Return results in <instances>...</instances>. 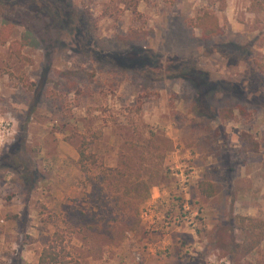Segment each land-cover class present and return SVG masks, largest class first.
Listing matches in <instances>:
<instances>
[{
  "label": "rangeland",
  "instance_id": "1",
  "mask_svg": "<svg viewBox=\"0 0 264 264\" xmlns=\"http://www.w3.org/2000/svg\"><path fill=\"white\" fill-rule=\"evenodd\" d=\"M62 3L70 12L0 0V264H39L58 229L69 264H264V229L242 219L264 221V81L245 60L264 54V0ZM206 9L224 29L215 42L249 54L225 56L200 38L192 19ZM131 30L145 38L121 39ZM185 62L227 82L214 95L235 108L222 125L195 115V87L173 75ZM80 147L97 161L83 168ZM125 156L129 195L102 182ZM76 208H110L118 239L80 230Z\"/></svg>",
  "mask_w": 264,
  "mask_h": 264
},
{
  "label": "trees",
  "instance_id": "2",
  "mask_svg": "<svg viewBox=\"0 0 264 264\" xmlns=\"http://www.w3.org/2000/svg\"><path fill=\"white\" fill-rule=\"evenodd\" d=\"M52 2L58 4V6H60L65 12H70L68 7L64 5V3H62L63 0H52ZM252 7V9L255 11L262 8L261 5L256 2L253 3ZM192 20H194V26L202 30V35L200 38L212 44L216 43V45L220 48L219 52L221 54L229 57H235L242 52H246L247 54L250 53L248 48L244 47L242 49L241 46L233 42L223 44L222 46L215 42V39L217 37H221L222 34H224V29L221 26L219 18L215 13L206 9ZM55 21H58L56 17ZM8 36L9 35H0V41L6 42L9 38ZM144 38L145 32L136 30H131L128 35L121 37V39H123L125 42H139ZM12 46L17 52L20 53L24 45L21 41L15 40L12 42ZM143 58L144 57H139L138 64L142 63L141 61ZM245 60L247 61L249 67L255 73V75L262 81H264V54H261L260 56L254 57L250 60L246 58ZM173 75H185L186 78H188V80H190L195 87L197 95L193 107L196 116L201 117L205 121H217L219 123L221 122L219 125H222L225 119H230L234 116L235 108L231 106L216 104V102L214 101L215 93L225 87V84H227L226 81L212 80L208 72L197 69L194 64L189 62H185L179 65V69ZM40 83L39 85L37 84V92L34 97V101L30 106L31 111L34 109L35 104L38 100V95L41 91L40 88H42L43 80ZM238 107L240 108L241 112H246L244 105L239 104ZM16 150V147H12L10 153L12 154L16 152ZM78 151L80 154L79 162L83 168L86 167V162L88 161V159H93L94 162L97 161V155L95 153H87L84 147H80ZM132 160V158H128V156H125L116 167L106 168L103 171L104 179L102 180V182L115 184L114 186L117 189H120L124 185V194L129 195L130 192L127 189V184L129 180V172H132V170L134 169V166L131 162ZM26 179L29 181V185H34L39 178L37 179L36 174L30 172L28 178ZM139 181L145 183V181H142V177L140 176ZM151 187L152 186L150 184L147 185L145 192L142 195L143 199H146L149 196ZM199 188L201 192L207 197L215 196L218 193L217 184L209 179L201 180V182L199 183ZM103 191V188L100 189V196H102ZM106 196L109 198L108 195ZM101 199H105L104 196H102ZM107 203L110 204V200H108ZM73 214L79 221L80 230L84 231L85 233L91 230L95 232L101 231L103 234H105L106 244L114 243L118 239L117 235H119V230L122 229V224L119 223L120 225H116L114 223L112 210L110 208H107V210L104 211H93L88 208H76L73 211ZM242 219L244 222L249 221L250 226L254 229H264V221L259 218L243 217ZM65 242H68L67 232L60 229L55 231L50 243L42 249L39 255V264H69V261L65 257Z\"/></svg>",
  "mask_w": 264,
  "mask_h": 264
}]
</instances>
